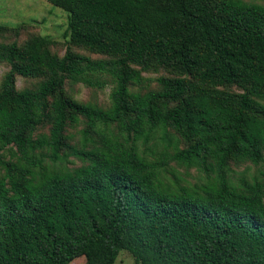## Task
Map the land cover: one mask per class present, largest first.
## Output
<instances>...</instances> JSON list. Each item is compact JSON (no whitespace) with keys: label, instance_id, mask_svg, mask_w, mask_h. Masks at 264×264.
<instances>
[{"label":"trees","instance_id":"1","mask_svg":"<svg viewBox=\"0 0 264 264\" xmlns=\"http://www.w3.org/2000/svg\"><path fill=\"white\" fill-rule=\"evenodd\" d=\"M49 2L63 56L0 25V264H264V0Z\"/></svg>","mask_w":264,"mask_h":264},{"label":"rangeland","instance_id":"2","mask_svg":"<svg viewBox=\"0 0 264 264\" xmlns=\"http://www.w3.org/2000/svg\"><path fill=\"white\" fill-rule=\"evenodd\" d=\"M69 23V14L55 6H53L49 0H0V25L8 27H17L19 25H25V35L37 34L53 39L57 44L53 47V51L63 56L67 49V37ZM14 37L5 36L0 37V40H13ZM78 52L91 56L92 58H100L98 55L90 54L87 51L77 50ZM9 67L7 65H0V85ZM163 74V73H162ZM161 74L151 73L146 74V77L152 80L158 78ZM35 81L25 79L23 77L18 78L17 86L19 89L30 87ZM152 86H156V82H152ZM70 93L78 100L82 102H91L100 106H108L110 104V94L112 86H108L104 90H98L89 88L82 84L79 85H68ZM84 124L77 128H70L69 133L73 134V143L81 146L82 135L81 131L84 129ZM140 148L143 151L145 149L142 142ZM148 156L152 158L151 154ZM74 164H66L69 167H79L81 162L72 158ZM177 170V174L181 177H185L192 184H202L203 180H206L204 174L199 173L197 170L192 169L186 171L185 168L179 167L172 164ZM261 167L251 166L249 164L241 167H236V174L239 175L242 172L246 173L247 177L250 178L259 173ZM73 264H85V259L81 258L75 261ZM116 264H135L132 255L126 251L121 252Z\"/></svg>","mask_w":264,"mask_h":264}]
</instances>
